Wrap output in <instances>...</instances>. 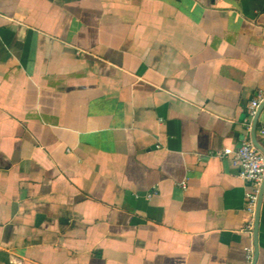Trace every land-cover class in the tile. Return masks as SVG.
<instances>
[{
  "label": "crops",
  "instance_id": "crops-1",
  "mask_svg": "<svg viewBox=\"0 0 264 264\" xmlns=\"http://www.w3.org/2000/svg\"><path fill=\"white\" fill-rule=\"evenodd\" d=\"M259 91L264 0H0V264H245Z\"/></svg>",
  "mask_w": 264,
  "mask_h": 264
},
{
  "label": "built area",
  "instance_id": "built-area-1",
  "mask_svg": "<svg viewBox=\"0 0 264 264\" xmlns=\"http://www.w3.org/2000/svg\"><path fill=\"white\" fill-rule=\"evenodd\" d=\"M264 104V91H259L250 103V116L254 117L258 108ZM260 136L264 142V127L260 129ZM233 154V164L237 168L238 178L243 182L252 186L250 192L246 194L245 211L248 215L245 226L241 229V233L246 235L248 244L244 246L245 264H254L255 261V233L257 226V211L259 204L260 186L264 177V155L249 141H243L238 150L233 153L229 149L215 151L214 156L224 158ZM176 188L185 190L186 182L177 185Z\"/></svg>",
  "mask_w": 264,
  "mask_h": 264
}]
</instances>
